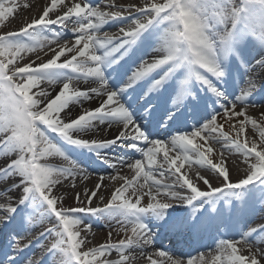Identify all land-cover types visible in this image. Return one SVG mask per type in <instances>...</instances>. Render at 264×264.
<instances>
[{
  "label": "snow or ice",
  "instance_id": "6c2138e0",
  "mask_svg": "<svg viewBox=\"0 0 264 264\" xmlns=\"http://www.w3.org/2000/svg\"><path fill=\"white\" fill-rule=\"evenodd\" d=\"M18 7V0H0V27ZM108 24L116 35L102 31ZM258 104L264 0H106L103 8L49 0L18 30L0 31V264H262L264 118L249 113ZM113 126V138H96ZM249 126L258 141L246 135ZM209 140L221 155L243 158L241 178L230 179L223 159L213 162ZM115 148L124 154L108 155ZM97 161L116 170L110 181L123 183L103 184L100 176L94 188L74 193L75 207L65 206L53 190L64 181L75 188L78 176L88 179L85 163ZM185 165L197 166L191 176ZM200 170L222 184L213 187ZM102 188L107 197L98 195ZM256 211L261 222L251 226ZM80 213L108 222L105 242L88 246L92 225ZM237 219L244 220L238 236L219 239L207 256L148 251L162 235L231 230ZM113 232L123 237L113 241ZM46 237L53 239L44 244ZM34 245L38 257L27 255Z\"/></svg>",
  "mask_w": 264,
  "mask_h": 264
},
{
  "label": "bare ground",
  "instance_id": "6f19581e",
  "mask_svg": "<svg viewBox=\"0 0 264 264\" xmlns=\"http://www.w3.org/2000/svg\"><path fill=\"white\" fill-rule=\"evenodd\" d=\"M48 2H49V0H18L19 7L17 8V13H16L15 18L10 19L8 22H6L5 26L0 27V31L18 30L24 23H27L33 17H37L40 14V12L42 11V8L44 6H46V4ZM66 2H67V0H66ZM77 2H79V0H77ZM97 2H101V7L103 8L104 2H106V0H92L93 4H95ZM144 2H145V0H115V3L117 5H126L129 3H139V4L143 5ZM24 4H28V5H30V7L24 8L23 7ZM109 10H114V9H109ZM71 26H73V25H71ZM106 26H108L107 30L111 31L110 34H113V35L117 34V26L116 25L108 24ZM53 30H55V29H53ZM69 38H70V33H69ZM53 47H55V45H53ZM44 51H47V49H45ZM40 55L43 56V53H40ZM44 59H47V57H44ZM138 83H143L147 86V83H149V82L148 81H140ZM151 95L155 96L156 92L151 93ZM166 96H167V94H165L164 100L166 99ZM95 103H96L95 101H92L91 104H85L84 106L85 107H94ZM169 104H170V101H169ZM262 112H264V104H258L256 107H250V109H249V113L257 119L264 118V117L259 116V114ZM78 114H79L78 110L74 109L73 110V116H76ZM249 128L251 129V126H249ZM46 131H47V134L51 138H53L54 140L56 139V134L51 133L49 130H46ZM115 134H116V128H115V126H113L112 129L108 132H105L104 129H101V131L99 132V134L97 135L96 138L111 139V138H113V136ZM230 134L232 136H235L232 133H230ZM252 134H253L252 132L247 133V135L250 138L256 139L258 141L259 140L258 134H256L255 136H253ZM201 143H203V142H201ZM207 147H211L213 149V151L211 153H209V156L211 159H213V162H220L221 159L224 160L225 166L229 169L230 179L232 181H236L237 179L241 178L245 174L244 168L246 167V165H244L242 163L243 158L238 153L233 152L230 154V153L224 151L223 155H221L222 146L220 144L213 143L211 140H209L208 144L205 146V150ZM110 151L115 153L116 155H123L125 150L115 148V149H112ZM72 156L75 158L77 156V153L73 152ZM134 156H135V158H139V153H135ZM233 158H234V160H233ZM0 159H2V157H0ZM50 159L54 160V162H57V163L60 162L59 158H50ZM85 167L87 168V171H88V179L87 180H83V182H81V178L78 176L76 179V187L75 188H72L71 184L68 181H64L63 186L58 185L53 190L55 195L64 197L63 203L65 206H72V207L76 206L74 203V193L77 191H81L84 187H87L89 189L94 188L95 184L97 182H99L100 176L104 177L103 184L116 183V186H119L120 183H123L122 181H119V182L110 181L109 177L111 175H114L116 173V170H114L108 166H105V165L103 166V165H100L99 163L96 162L95 164H92L91 166H88V164L85 163ZM196 167L197 166L193 165L192 168L189 169L188 165H185V167L182 169V171L187 172L191 176L193 171L196 169ZM119 171H120L121 175H126L129 179H131L132 176L134 175V173L127 168L119 169ZM200 174L205 176L206 178H208L210 180V182L212 183L213 187H216V186H219L222 184V178H218L217 175L211 171L200 170ZM157 178H159V177H157ZM193 179H194V182H197L195 177H193ZM140 182L142 183L143 181L141 180ZM166 182H171V181L167 180ZM3 184H4V182L0 181V186H2ZM198 186L201 189L205 188V185L203 184L202 181L198 182ZM99 194H103L106 197L109 195V193L107 191H104L103 188L101 189V192L98 193V195ZM13 195H14V193H13ZM0 196H3L2 192H0ZM0 202H4V201L0 200ZM95 203H96V201L94 198V200H93L94 205L93 206H95ZM143 203H144V201H142V204ZM77 215L81 216L80 214H77ZM261 215H262V213H260L259 211H256L254 214H250V218H248V221L249 222H255L257 220H260ZM84 219H85L86 223L92 225L91 231L88 232V235L91 239V244H89L88 246L91 247V246L99 245L100 243L105 242L108 232L113 230L111 227L105 226L108 222L107 221H101L95 217H90V216H87ZM37 230L38 229L36 228L35 232H33V235H35L37 233ZM239 231L240 230L234 229V228H232L231 230L228 229L227 235H228V237L236 238L238 236ZM216 233H218V234L215 237ZM216 233L213 234L212 238L207 239L205 241L206 243H204L202 245V247H196V246L195 247H190V246L185 247L183 243L189 237L187 234H185L182 237H177V236H172V235H167V234L162 235L160 237V239L156 242V244L153 246V248L148 249V251H154L155 248L162 247V248L170 251L174 255L181 256L185 260L189 256H192V257L198 256L201 252L205 253L207 256L210 249H212V250L215 249V244L219 239L226 238V236H224V234H226L224 231H219ZM122 237H123V233H120L119 235H117L115 232H113V237H112L113 241H116ZM39 250H40L39 247L34 245L33 248H31L27 251V255L32 256L31 253L38 252ZM109 258H111V256ZM116 258L117 257H113L111 259H116ZM209 259H210V257H209ZM135 264H145V262L142 259H140V260H137L135 262ZM262 264H264V262H262Z\"/></svg>",
  "mask_w": 264,
  "mask_h": 264
},
{
  "label": "rangeland",
  "instance_id": "374dc122",
  "mask_svg": "<svg viewBox=\"0 0 264 264\" xmlns=\"http://www.w3.org/2000/svg\"><path fill=\"white\" fill-rule=\"evenodd\" d=\"M159 2H163V0H159ZM218 120H219V118H218ZM222 122V121H221ZM224 131L225 132H230V133H232L233 135H235V133L233 132V131H231V129H230V126H229V124H225V126H224ZM248 132H252V130L250 129V128H248V130H247V132H246V135H247V133ZM253 133V132H252ZM253 135V134H252ZM233 160H234V158H233ZM37 224L39 223V218H37ZM38 228V230H42L40 227H37ZM53 238V237H52Z\"/></svg>",
  "mask_w": 264,
  "mask_h": 264
}]
</instances>
